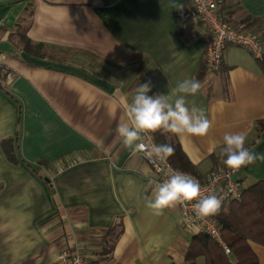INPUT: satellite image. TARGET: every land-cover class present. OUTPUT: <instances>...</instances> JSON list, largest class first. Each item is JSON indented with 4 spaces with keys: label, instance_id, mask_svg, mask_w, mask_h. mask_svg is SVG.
Masks as SVG:
<instances>
[{
    "label": "crops",
    "instance_id": "1",
    "mask_svg": "<svg viewBox=\"0 0 264 264\" xmlns=\"http://www.w3.org/2000/svg\"><path fill=\"white\" fill-rule=\"evenodd\" d=\"M218 8L259 37L261 58L229 44L219 70H208L210 34L189 0H0V42L10 44L0 49V264H57L63 247L87 251V264L188 263L193 234L180 205L159 215L146 207L153 169L116 129L141 84L174 100L177 83L195 79L201 89L186 96L188 106L202 108L212 128L174 134L197 174L225 165L226 133L245 132L246 147L264 154V0ZM22 35L44 47L24 48ZM64 50L92 55L104 69L137 57L143 65L136 78L99 77ZM237 177L243 186L264 179V160ZM250 242L264 264V245Z\"/></svg>",
    "mask_w": 264,
    "mask_h": 264
},
{
    "label": "clouds",
    "instance_id": "2",
    "mask_svg": "<svg viewBox=\"0 0 264 264\" xmlns=\"http://www.w3.org/2000/svg\"><path fill=\"white\" fill-rule=\"evenodd\" d=\"M201 89V83L195 79H184L177 83L173 100L171 95L154 94L150 82L138 86L129 103L124 101V109L128 122L121 121L117 133L123 144L133 154L144 153L149 160L166 161L174 154L170 144H146L145 136L163 129L175 134L205 136L212 128V121L207 118L202 108L193 104L188 106L186 96H195ZM245 132L226 133L222 138V153L226 157L224 164L233 172L264 160V154L256 153L246 147ZM163 182H154L153 199H149L146 207L159 215L165 208H173L177 204L196 201L194 215L202 219L216 214L221 207V199L215 194L201 195V185L192 175L180 171L165 172ZM215 182V181H213Z\"/></svg>",
    "mask_w": 264,
    "mask_h": 264
},
{
    "label": "built area",
    "instance_id": "3",
    "mask_svg": "<svg viewBox=\"0 0 264 264\" xmlns=\"http://www.w3.org/2000/svg\"><path fill=\"white\" fill-rule=\"evenodd\" d=\"M194 12L199 20L207 27L210 37L205 50L206 66L210 71H217L222 65L224 52L229 44H236L246 47L254 56L261 58L263 55L262 45L259 37L248 31L233 27L225 22L218 7L222 0H189ZM1 65V60H0ZM146 135L145 143L151 146L157 144L152 133ZM151 165L154 172V181L163 182L166 179L165 172H184L199 180L201 185V195L215 194L221 199V208L233 200L240 197L242 184L238 179L240 168L233 173L226 165L208 171L203 177L197 173L176 167L168 158L166 161L149 160L144 153L138 152ZM215 181V182H213ZM196 201L185 202L180 205V214L183 227L194 234L205 231L212 236L218 244L223 246L225 252L229 254L230 248L224 242L221 229L212 216L196 219L194 215V204ZM90 254L80 248H60L56 255L57 264H87Z\"/></svg>",
    "mask_w": 264,
    "mask_h": 264
},
{
    "label": "trees",
    "instance_id": "4",
    "mask_svg": "<svg viewBox=\"0 0 264 264\" xmlns=\"http://www.w3.org/2000/svg\"><path fill=\"white\" fill-rule=\"evenodd\" d=\"M222 19L227 22L224 17ZM20 40L22 46L28 50L31 47L35 49L44 47V43L33 44L28 37L23 35ZM41 54H46V52H41ZM154 94L157 93L151 88L148 95ZM151 133L157 144H170L174 147V154L169 159L176 167L197 173L195 165L181 148L174 133L163 129ZM8 141V139L5 141L4 146L7 156L16 162L18 159L15 150ZM211 216L219 225L224 242L231 252L227 254L223 246L218 244L212 236L205 231H199L192 235L186 250L187 264H195L199 255L205 257V264H260L259 257L250 241L264 245V179L242 186L240 197L229 201L225 207ZM170 264L178 263L173 261Z\"/></svg>",
    "mask_w": 264,
    "mask_h": 264
},
{
    "label": "rangeland",
    "instance_id": "5",
    "mask_svg": "<svg viewBox=\"0 0 264 264\" xmlns=\"http://www.w3.org/2000/svg\"><path fill=\"white\" fill-rule=\"evenodd\" d=\"M76 51H69V50H64L62 52L63 55L67 56L68 58H70L71 60L73 61H77L78 58L80 57L81 59V56H82V59L84 60H89L87 62V65H92V68H93V71L92 73L97 75V76H102L103 74L105 76L107 75H114L118 78H123L124 76H128L130 73H133L134 76L137 74L136 73V69L138 66H142L143 65V60H141V58L137 57V58H134L130 63L126 64V65H118V66H113L111 68H103L104 66L102 65L101 61H98L97 59L94 58V56L92 55H89V54H86L84 55L83 54H80V55H77L75 53ZM101 69V70H100ZM104 69V70H102ZM105 72V73H104ZM137 76H135L136 78ZM197 262L198 264H205V260H204V257L202 255H199L197 257Z\"/></svg>",
    "mask_w": 264,
    "mask_h": 264
},
{
    "label": "water",
    "instance_id": "6",
    "mask_svg": "<svg viewBox=\"0 0 264 264\" xmlns=\"http://www.w3.org/2000/svg\"><path fill=\"white\" fill-rule=\"evenodd\" d=\"M0 49L10 50V44H9V42H6V41L0 42Z\"/></svg>",
    "mask_w": 264,
    "mask_h": 264
}]
</instances>
